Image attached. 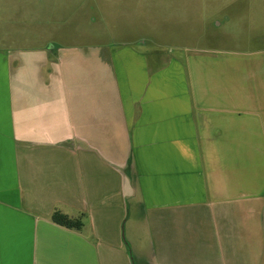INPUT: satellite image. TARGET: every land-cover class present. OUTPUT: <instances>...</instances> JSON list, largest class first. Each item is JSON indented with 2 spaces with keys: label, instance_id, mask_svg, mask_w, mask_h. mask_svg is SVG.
<instances>
[{
  "label": "crops",
  "instance_id": "0c3cea01",
  "mask_svg": "<svg viewBox=\"0 0 264 264\" xmlns=\"http://www.w3.org/2000/svg\"><path fill=\"white\" fill-rule=\"evenodd\" d=\"M99 1L138 39L19 44L0 0V264H264V47L188 46L208 0Z\"/></svg>",
  "mask_w": 264,
  "mask_h": 264
},
{
  "label": "rangeland",
  "instance_id": "374dc122",
  "mask_svg": "<svg viewBox=\"0 0 264 264\" xmlns=\"http://www.w3.org/2000/svg\"><path fill=\"white\" fill-rule=\"evenodd\" d=\"M139 1V4H130L128 10H138L145 16L165 15L167 17L172 13L182 12L175 9V4L170 0ZM251 1L252 3L249 0H208L207 3L194 4L202 9L211 24L219 22L221 25L215 27L213 24L211 32L193 36L187 45L237 50L264 47V0ZM103 5L105 6L99 0H33V2L17 0V10L22 15V19L19 18L18 21L19 28L22 27V31L27 26L32 29L27 30L32 35L19 34L18 43L35 46L51 39L61 45L83 46L138 39L137 35H113L115 28L109 23L113 21L99 15L104 10ZM109 5L121 11V4L110 3ZM98 6L99 8H96ZM105 10L113 11L114 8ZM26 12H28V18H23L24 15L27 16ZM118 13L121 14V12ZM143 21L146 22V20ZM145 26L144 31L149 35H140V37L149 41L150 44H153L154 40L170 42V36L150 34L151 32L154 34L155 25L146 23Z\"/></svg>",
  "mask_w": 264,
  "mask_h": 264
},
{
  "label": "trees",
  "instance_id": "16d2710c",
  "mask_svg": "<svg viewBox=\"0 0 264 264\" xmlns=\"http://www.w3.org/2000/svg\"><path fill=\"white\" fill-rule=\"evenodd\" d=\"M51 219L54 223L66 227L68 229L80 230L83 226L80 219H71L58 211H55L52 214Z\"/></svg>",
  "mask_w": 264,
  "mask_h": 264
}]
</instances>
